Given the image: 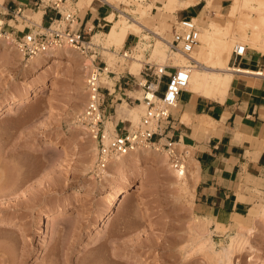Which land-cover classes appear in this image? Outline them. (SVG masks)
Listing matches in <instances>:
<instances>
[{"label": "rangeland", "instance_id": "374dc122", "mask_svg": "<svg viewBox=\"0 0 264 264\" xmlns=\"http://www.w3.org/2000/svg\"><path fill=\"white\" fill-rule=\"evenodd\" d=\"M44 1L46 4L47 0ZM109 1L117 7L115 15L120 10L137 15L131 10L137 9L139 4L149 6L145 1ZM84 3L85 0H81V4ZM12 4L14 6V3ZM76 5L80 6L78 2ZM228 5L221 15L224 20L228 22L230 20L231 27H235L236 16H231L227 11ZM25 8L29 20L17 19L14 24L19 29H38L29 23L34 19L37 5L27 3ZM207 9L204 7V10ZM203 14L206 18V11H203ZM172 15L166 13L163 19L173 20ZM216 17L215 13L214 17L209 16L208 20H215ZM148 21V18L143 20L151 29L152 24L150 25ZM150 21L159 24L154 18ZM108 27L109 25L100 31H106ZM100 31L92 32L90 41L101 47L99 52L110 65L109 70L112 71L110 77H107L105 72H102L100 77L103 85L110 87L115 85L114 79L119 74L130 71L132 58L122 57L121 53L125 51L123 45L117 47L107 45L103 35H94ZM154 31H162L160 36L164 41L171 38L168 23L162 26L159 24L158 29ZM236 31L237 29L233 32ZM144 32H147V38L143 40L145 43H135L130 52L132 56H136L135 54L141 50L139 45H142L143 62L153 61L169 65L171 68L172 65L181 66L177 64L178 61H173L172 47L165 46L166 58L163 61L151 56L152 47L159 35ZM233 32L231 31L232 34ZM248 34H253L251 28ZM232 42L231 51L234 47V41ZM248 44L246 42L245 45L254 50ZM3 45L13 50H10V54L13 55L8 58L9 66L18 69L20 75L29 74L32 69L23 71L26 62L21 59L14 47L6 43ZM3 45L0 44V47L3 48ZM195 47L191 51L192 54L198 49L197 45ZM42 56L44 58L45 54ZM48 57H51V61L33 80L31 95L24 103L11 109L7 108L8 101L12 99V94L18 93L19 86L16 87L5 73H0V103L6 104L0 111V215L23 223L28 228L27 231L19 232L16 226L0 224V264H264V221L258 219L259 209L264 205L263 178H252L248 182L250 188L246 190H251L255 196L251 208L239 214L235 213L237 217L232 216L229 223L217 225L210 216L202 215L195 205L194 193L198 178L191 152L186 165V180L190 181L188 185L191 184V189L188 190L191 196L188 191L184 195L176 186L170 184L172 174L160 163V156L152 150L134 154L132 158L137 157L140 160L138 165L134 164L131 158L126 161V166H120L118 169L116 165H110V160L106 168L116 174V178L104 175L101 178L95 177L92 172L96 156L92 151V147L96 145L95 141L84 127L83 129L75 127L81 124L78 119L86 102L85 59L72 48L56 49L50 52ZM231 62L230 55V65ZM263 67L264 60L259 69ZM140 68L134 75L138 76ZM195 72L197 71L192 67L191 78ZM43 77L48 81L41 92L35 94L38 87L34 88ZM116 84L118 85L117 82ZM165 84L166 79L161 90L165 88ZM121 91L115 88L113 92L118 99L113 103L107 101L103 103V106H106L105 120L110 128L122 125V122L113 124L111 121L114 119L115 108L118 118H127L124 124H127L128 120L135 124L143 113L142 104L141 110H136L133 114L127 112L129 116H121L118 113L120 106L124 105L128 109L140 106L136 104L139 103L138 100L127 104L126 96ZM125 92L133 97L142 96L139 89ZM121 98L122 105L119 104ZM57 134L73 138L75 144L67 149V152L60 146L48 147L44 137L51 138ZM127 181L130 184H139L141 192L119 202L108 222L96 226L98 216L105 207V198L100 196L106 192L110 193L115 186L123 188ZM139 196L146 200L145 204H137ZM62 206L65 209L60 215L51 218L50 221L46 220V214L55 212ZM43 218L44 223L40 225ZM255 219V231L246 241L239 242L240 246L238 243L235 244L228 263L212 253L208 247L209 243H202L209 235L213 249L219 250L236 234L237 224L251 226ZM198 222L200 226L196 227L195 231L192 226ZM40 227L42 231H39ZM200 227L203 228L202 231L199 230ZM197 229L200 231L199 235ZM207 230L210 232L208 235Z\"/></svg>", "mask_w": 264, "mask_h": 264}, {"label": "crops", "instance_id": "0c3cea01", "mask_svg": "<svg viewBox=\"0 0 264 264\" xmlns=\"http://www.w3.org/2000/svg\"><path fill=\"white\" fill-rule=\"evenodd\" d=\"M67 1L66 7L73 9L77 27L88 32L89 35L108 26L110 22L106 19V15L115 9L113 4L102 0H88L84 4H81V0ZM166 1L169 0L145 1L150 4L148 7L151 8L150 14L146 15L145 19L148 18L152 29H158L159 24L162 26L164 23H168L171 32L179 20L195 18L198 26L201 25L202 31L209 16L214 17L216 11L222 12L230 3V0H218L215 9L207 10H204L206 0H198L188 6H184L186 0H174L173 9L170 11L156 6L162 2L166 3ZM10 2L14 3V6ZM48 2L49 0H47ZM77 2L79 7L76 5ZM27 3L37 5L38 8L42 7V22L48 16L58 15L52 8L45 7L47 3L45 4L44 0L42 2L40 0H6L5 6L14 8L22 5L26 9ZM203 11H206V18ZM166 13L173 14V20H164L163 16ZM152 18L159 24L152 23L150 21ZM156 32L162 33V31ZM139 38L140 35L137 33H128L124 44H121L123 49H131L135 43H139ZM156 42L152 47L151 56L163 61L166 58L165 48L162 50L160 47L156 48ZM129 55L132 57V54ZM142 57H144L143 52L140 55L141 65ZM263 60L264 52L247 47L244 56L236 64L238 63L237 65L243 68L257 70L261 67ZM125 75L127 73H121L114 79L116 86H111L113 90L104 85L105 90L106 87L110 89L107 102L118 99L113 92L115 88L122 90L121 93L126 96L127 104L128 97L138 98L125 92L138 91L136 86L126 87L124 85L123 76ZM233 75L236 77L232 76L224 95L217 99L196 93L195 95L189 91L182 92L177 105L170 109V121L166 129L169 136L185 145L192 153L198 177L194 193L195 205L202 215L206 214L222 224L229 223L235 213L239 214L251 208L255 196L251 190H246V188H250L248 182L252 178L264 179V77L241 73ZM135 77L138 76L135 75ZM122 103L121 98L119 104L122 105ZM136 108L138 107L128 109L122 105L119 107L118 113L124 117L128 114L127 112L133 114ZM184 112L189 114L187 123L181 119ZM113 118L111 119L113 124L122 122V125L127 119L118 118L116 108ZM204 121L206 123H203Z\"/></svg>", "mask_w": 264, "mask_h": 264}, {"label": "built area", "instance_id": "2783aa9c", "mask_svg": "<svg viewBox=\"0 0 264 264\" xmlns=\"http://www.w3.org/2000/svg\"><path fill=\"white\" fill-rule=\"evenodd\" d=\"M65 3L67 0H49L45 7L52 8L58 15L48 16L36 30L19 29L14 24L15 20L25 18L22 5L9 8L0 4V44L13 46L25 62L59 48L75 49L85 59L86 102L78 120L96 143L93 175L97 178L103 177L102 171L112 157L142 148L163 152L172 169L180 174L186 172L190 150L169 136L166 129L170 121V109L177 105L180 94L187 91L193 59L173 68L153 61H144L137 78L127 70V75L123 76L124 85L136 86L142 94L140 98L128 97L127 102L138 100L144 106L143 113L135 124L130 120L124 124V121L123 125H116L112 131L107 132L106 106H103V103L107 101V96H110V89L106 87L105 90V84L103 85L100 77L102 72L109 77L112 71L107 70L106 62L99 52L101 47L90 41L88 32L77 27L73 9L66 7ZM10 20H13V23ZM199 28L193 18L179 20L171 31L169 46L181 54L190 56L199 43ZM246 48L245 44L234 45L231 51L232 65L244 56ZM125 51L130 54L131 49ZM123 53L124 51L121 54ZM124 57L131 58L129 55ZM164 77L166 84L161 90ZM110 102L113 103L111 100Z\"/></svg>", "mask_w": 264, "mask_h": 264}, {"label": "bare ground", "instance_id": "6f19581e", "mask_svg": "<svg viewBox=\"0 0 264 264\" xmlns=\"http://www.w3.org/2000/svg\"><path fill=\"white\" fill-rule=\"evenodd\" d=\"M102 1H106L107 3H110L109 0H102ZM135 1L136 2H144L146 0H135ZM197 1L198 0H186L184 6L191 5ZM217 1L218 0H206V4L204 7L208 8V9H211V8L215 9L214 7H215ZM5 2H6V0L3 2L0 1V4H2V6H4ZM173 3H174V0H169L168 2L166 1V3L162 2L156 6H159V7L163 8L164 10L169 9V11H170L171 9H173ZM149 6H150V4H149ZM114 8L117 9L116 6H114ZM25 11H26V9L23 11V15L26 18V20H29V18L27 17L28 14ZM113 11H111L108 15H106V19L110 22L108 29L106 31H100V32L94 33L95 36L96 35L98 36L100 34L103 35L104 41L107 45H113V46L116 45L115 47H117V45H121L124 42L128 33L139 34L140 35L139 43L143 44V43H145L143 40L147 38V32H144V31H152L153 33H156L159 35V38L156 40L157 41L156 42V48L160 47V50H162L163 48H165V45L169 46L168 41H164V38L162 36H160L161 35L160 33L155 32L154 31L155 29H152V28L150 29L143 22V20L145 19V16L150 14V12H151V8H149L148 5L144 6L143 4H139V7L137 9L131 10L132 13H137V15H130L129 13L121 11V10L119 11V13L117 15H115V13H114L115 11L114 12ZM227 11L231 14V16H234V17L236 16L235 17L236 18L235 19V25H236L235 27L236 28L232 26L234 30H232L230 20H229L230 23L228 21L224 20L222 15H221V12L216 11L215 13L217 14V17H216L217 19L207 20L205 22V24L203 25V26H205V28L202 31H199V44L197 45L198 49L194 54L190 53V56H186L184 54L179 53L174 48L171 49V51H173V55H174V56H172V57H174L173 61H176V62L178 61L179 63H177V64L183 65V63H185L186 61L189 62L188 58H192L193 61L195 62V63H193L192 66L195 68V71H197V72H195V74L192 78H191V74H190L189 83H188V86L186 87L187 91H189L191 93L201 94L204 96H209L213 99H217L218 97H222L224 95L227 87L229 86V84L232 80V76L234 73L249 74V75H256L259 77H264V67L261 69H257V70H251L248 68H243L239 65H235V64L230 65L229 64V58L231 55V42L232 41H234V45L246 44V42H247V44L249 43L248 45L250 47H252L254 49L261 50V52H264V0H230ZM42 13H43V9L37 8V11L35 12V15H34V19H31L29 21V23L31 25L38 27L41 23V20H42ZM32 18H33V15H32ZM221 19H223V20H221ZM11 21H13V20H10V22ZM250 28L253 31V34H251V35L248 34V30ZM236 29H237V31L233 32ZM231 31L233 32V34L231 33ZM230 33L232 35H230ZM95 36H94V38H95ZM90 38H91V35H90ZM3 44L4 43H2V45ZM232 44H233V42H232ZM3 46H4L3 48L0 47V73H5L14 82V85L16 87L19 86L18 93L12 94L11 95L12 99L10 101H8V104H7L8 107L7 108L11 109L17 105H20L21 103H24V101L28 99L29 95H31L33 80L40 73H42L45 65L51 61V57H48L50 55V52H46V53H44L45 54L44 58H43V56L31 58L29 61L26 62V64L24 63V68H22V69L24 72L27 69H32V71H30L29 74L20 75V73L18 74V69L11 68L9 66V63H8V61H9L8 58L12 57V55H13V54L12 55L10 54V52H11L10 50H12V49L9 48L8 46H5V45H3ZM139 47L141 50L138 51V53L135 54L136 56H134V57L133 56L131 57L127 51H124V53L121 54L123 58H125L124 55H126V56L129 55L132 58V61L130 64V72L133 74L137 73L140 66H141L140 55H141V51L143 49V46L139 45ZM169 47H171V46H169ZM59 49H63V48H59ZM67 50H68V48H67ZM109 51H111V50H109ZM111 52H113V51H111ZM16 56L19 57L18 55H16ZM40 57H42L41 58L42 60H40ZM176 62H175V64H176ZM106 65H107V70H108L110 65H108L107 61H106ZM47 81L48 80L45 77H43L39 80L38 84H36V86L34 88V89H36L38 87V89L35 90V94L41 92V90L45 87V84L47 83ZM111 89H112V87H111ZM138 104L141 107L136 108V110H141L143 108L142 103H138ZM4 105H6V104L0 103V111H2V108L4 107ZM181 119H182V121L187 123L189 121V114L184 112L181 116ZM202 119H203V117H202ZM205 121L203 123H206ZM209 122H210V120H209ZM78 125H76V126L74 125V126L78 127V128L81 127L83 129L84 125H81V124H78ZM84 130H85V127H84ZM112 130H113V127L112 128L108 127L106 120H105V131L108 132V131H112ZM44 142L47 143L48 147H50V148H52V147L55 148L57 146H60L66 152H67V149H69L72 145L75 144V141L73 140V138H71L69 136H60L58 134L51 137V138L44 137ZM150 150H152V149L142 148V149H137L136 151H133V152H129L127 154L116 155V156L112 157L110 159L111 162H110V160H109V162H110V165L111 164L116 165L119 169L120 166H126V161L131 159L135 153H141L140 151L147 153V151H150ZM92 151H93V154L95 155L96 145L92 147ZM152 151H155V150H152ZM155 153H157V155L160 156L159 157L160 163L162 165H164L168 169V171H170V173L172 174V176H171L172 180L170 181L172 183H170V184L176 186V188L179 189V191H182L184 195L187 194V191L189 190L190 185H191L190 183L188 185V182H190V181L186 180L187 179V177H186L187 173L183 172L182 174H180L177 171H175L174 169H172V167L169 164V161L167 159V156L163 152L155 151ZM65 155H66V153H65ZM139 161L140 160L137 157L132 158V162H134V164L138 165ZM193 162H194V160L192 161V163ZM102 172H103V175L105 177L116 178V174H114L112 171L107 170L106 167L103 169ZM130 173H132V172H130ZM196 181H197V179H196ZM140 192H141V186L139 184H130V182L127 181V185L124 186L123 188H121L119 186H115L110 193L106 192L105 194L100 196V198H105V207L103 208L102 212L98 216V223H96V226L104 225L106 222H108V220L112 216V214L115 211L117 204L119 202L126 201V200L130 199L134 194H138ZM189 195H190V192H189ZM145 203H146V200L142 196H139L137 198V204L143 205ZM64 209H65L64 206H62V207H59L58 210H56L55 212H50V213L46 214V216H45L46 220L50 221L51 218L60 215V213L62 211H64ZM233 216L237 217L236 214H234ZM44 218L40 222V225L44 223ZM258 219L264 221V205L261 206L259 209ZM236 221L238 222L239 218ZM199 222H198V224H195L196 223V220H195V223H194L195 225L192 226V228L195 231H196V227L199 228V226H200ZM215 223L217 225H223L222 223H219L216 221H215ZM0 224H7L9 226H16L17 227L16 230L19 232L27 231V229H28L25 224L16 222V221L9 219V218H6L3 215H0ZM201 224H203V223H201ZM236 226H238V227H236V228H238L237 229L238 231L236 232V234L234 236L230 237V242L226 246H222L221 249H219V250L213 249V244H212L210 237L208 235L210 233L209 230H207V232H206L208 237L204 241L201 239L203 244H206V242H207V244L209 243L208 247L210 248V250L212 251V253L214 255H217L218 257H220L221 259H223L227 263L230 260V254H231L232 250H234L233 248H234L235 244L236 243L239 244V242L243 243L244 240L246 241L248 239V237L251 235V233L253 231H255L256 219H255V223H253V225H251V226H243L240 224H237ZM203 228H204V226H203ZM202 229L200 227L199 230L202 231ZM42 230L43 229H41V227H40L39 231H42ZM199 230L197 231V235H199V232H200ZM194 237H195V235H194ZM202 243H201V245H202ZM239 246H240V244H239ZM235 248H237V247H235Z\"/></svg>", "mask_w": 264, "mask_h": 264}]
</instances>
